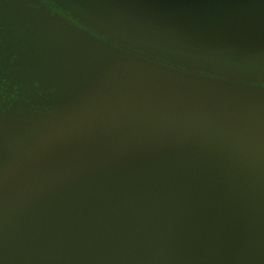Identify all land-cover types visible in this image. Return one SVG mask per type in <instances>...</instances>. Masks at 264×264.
Wrapping results in <instances>:
<instances>
[{
  "label": "water",
  "instance_id": "1",
  "mask_svg": "<svg viewBox=\"0 0 264 264\" xmlns=\"http://www.w3.org/2000/svg\"><path fill=\"white\" fill-rule=\"evenodd\" d=\"M127 10L0 0V264H264V24Z\"/></svg>",
  "mask_w": 264,
  "mask_h": 264
},
{
  "label": "rangeland",
  "instance_id": "2",
  "mask_svg": "<svg viewBox=\"0 0 264 264\" xmlns=\"http://www.w3.org/2000/svg\"><path fill=\"white\" fill-rule=\"evenodd\" d=\"M132 14L163 13L187 20L200 28L226 30L221 33H243L244 15L264 12V0H112ZM262 11V12H261ZM261 12V13H260ZM171 20V19H168ZM237 23V24H236ZM255 22L249 24L255 26ZM236 24V25H234ZM264 30V25H263Z\"/></svg>",
  "mask_w": 264,
  "mask_h": 264
},
{
  "label": "trees",
  "instance_id": "3",
  "mask_svg": "<svg viewBox=\"0 0 264 264\" xmlns=\"http://www.w3.org/2000/svg\"><path fill=\"white\" fill-rule=\"evenodd\" d=\"M243 17H244L243 22H244V24H246L245 27L247 25L252 24V23H255V22H259L260 25H263L264 24V12L261 13V15H259V14L256 15L254 13H247ZM236 24H234V25H236Z\"/></svg>",
  "mask_w": 264,
  "mask_h": 264
}]
</instances>
